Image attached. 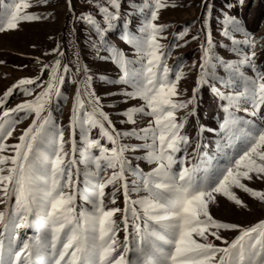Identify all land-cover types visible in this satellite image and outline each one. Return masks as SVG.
I'll return each instance as SVG.
<instances>
[{
	"label": "snow or ice",
	"instance_id": "obj_1",
	"mask_svg": "<svg viewBox=\"0 0 264 264\" xmlns=\"http://www.w3.org/2000/svg\"><path fill=\"white\" fill-rule=\"evenodd\" d=\"M66 2L73 11L71 0ZM84 2L89 10L78 18L95 34L92 48L98 53L103 49L105 58L119 73L117 78L106 80L120 86L106 95H118L128 105L119 110V123L136 125L138 117L149 118L148 123L144 127L117 128L93 88V76L86 67H78L77 71L85 75L75 92L70 116L73 132L66 140L64 131L52 120L49 105L53 95H61L59 85L65 83L69 65L60 59L48 64L37 58L42 63L40 75L18 78L0 94V204L5 205L0 209V227L7 231V237L0 231V264H264V219L245 226L221 221L211 211L219 198L247 207L237 190L264 202V190L250 186L264 183V124L236 115L242 111L264 119V68L258 67L255 51L239 47L247 44L251 49L254 41L241 19L230 11L234 5L229 0L221 5L219 36L231 45L227 50L240 58L233 62L219 55L218 49L226 45L214 41L210 30L215 3L204 0L200 71L192 97L180 100L183 73L174 72L167 64L170 52L165 49L172 45L159 42L164 38L161 34L165 25L157 23L161 9L176 5L144 0L148 15L138 29L139 35H129L133 11L142 12L143 8L132 4V11L124 12L123 0ZM236 3L243 6L244 0ZM49 6L50 0H13L7 12H0V34L19 30L23 23L47 19L42 10ZM33 8L37 11H29ZM121 22L125 29L121 42L129 46L128 51L109 39ZM238 34L244 39H236ZM188 36L185 29L174 39L187 44ZM190 39L199 37L192 35ZM52 52L64 56L59 46ZM218 67L232 77L238 74L242 90L220 91L216 83L226 81ZM242 68L254 75H246ZM45 74L47 81L43 80ZM204 87L225 102L221 148L232 149L234 154L225 153L228 163L222 167L210 163L201 166L196 157L189 162L179 155L187 151L191 139L186 134V118L178 113L191 105L188 115H195L196 95ZM38 88L41 90L37 92ZM17 94L32 99L9 107ZM29 119L28 127L15 136L17 125ZM94 130H98L96 137L92 135ZM126 139L143 143H124ZM66 144L70 151L65 149ZM196 147L199 149L200 144ZM136 151L145 153L137 160L155 167L145 173L139 164L133 166L126 154ZM9 152L11 155L5 154ZM107 169H112L111 175L103 179ZM81 174L88 187L79 198L91 204V210L82 208L77 213L74 186ZM129 176L136 179L130 183ZM109 185H119L123 208L105 207ZM65 187L73 191L65 192ZM131 192L137 193V198H132ZM13 198L9 207L8 201ZM111 203L116 204L115 198ZM118 213L122 214L120 223L115 219ZM28 228L38 230L36 237L21 241L20 230ZM121 230L125 233L123 242L117 238ZM224 232L235 233L234 238H225Z\"/></svg>",
	"mask_w": 264,
	"mask_h": 264
},
{
	"label": "rangeland",
	"instance_id": "obj_2",
	"mask_svg": "<svg viewBox=\"0 0 264 264\" xmlns=\"http://www.w3.org/2000/svg\"><path fill=\"white\" fill-rule=\"evenodd\" d=\"M34 2V0H33ZM169 5L175 4L176 7H167L160 10L158 24L165 25V30L161 34L163 39L160 43L164 45H172L170 49L165 51L170 52L166 56L167 64L174 72L179 71L183 73V77L179 82V89L181 92L180 100H187L192 97L193 89L196 87L197 75L200 71V57L202 55L201 45L204 44V30L202 28L201 17L206 15L203 7L204 0H163ZM234 5L230 11L241 19L242 23L246 26V32L251 34V40L254 41L253 46L249 49L247 44H242L239 47L242 51H255L257 53L256 63L258 67L264 68V0H244V5L241 6L236 3V0H229ZM74 10L69 11L66 0H50V6L42 10L44 16L48 17L45 20L32 23H23L19 30H12L0 34V94L6 90L12 83L21 77H37L40 75L42 63L52 64L55 59H60L62 64L69 65L70 72L66 74L65 83L59 85L61 95L59 97L53 95L50 102V110L52 120L60 127L65 134V139H70L72 135V128L70 127L71 109L74 102V96L77 87L84 79V73L77 71V68L89 70L88 74L93 76V88L95 92L103 99L106 106V111L109 112L111 118L116 123L117 128H131V127H144L148 123L147 117H138L136 125H121L119 123L120 116L119 110L127 107L128 105L122 103L119 96H107V92H115L120 86H113L106 83V80L115 79L119 75L115 65L106 59L107 53L101 49L98 53L92 48V42L96 39L95 34L89 29L82 20L78 17L80 13L86 12L89 9L85 6L84 0H71ZM209 3H215V12L210 18V30L213 35L214 41L217 43H224L226 46L218 49L219 55L224 57L225 60L236 62L240 57L235 53L227 50L231 47L219 36L220 25L222 24V9L221 5L225 0H209ZM13 0H0V12H7L12 6ZM124 8L122 11H132L129 5L135 4L137 8H143V11H133L131 22L128 26L127 32L129 35L137 34L138 29L148 15V8L144 5V0H123ZM29 11H37L33 8ZM187 29L189 36L188 43L174 39L178 37L179 33ZM125 29L121 26L112 33L110 41L119 44L125 51H128L129 46L121 42L122 33ZM195 35L199 37L197 40H191L190 37ZM236 39L243 40L244 36L238 34ZM176 47L175 45H181ZM35 45V47H33ZM59 46V50L64 52V56H59L58 53L54 54L53 49ZM47 54V55H45ZM131 57L132 52H128ZM37 58L42 63L37 62ZM26 65V67H24ZM246 75H254L250 69L242 68ZM218 73L225 78L226 83H216V87L222 92H234L237 89L242 90L243 81L240 80L238 74L234 77L225 73L222 67L217 68ZM103 77L104 79H101ZM48 76L45 74L43 80L47 81ZM41 89H36L40 91ZM22 99H32V97H25L17 94L11 100L9 107L19 103ZM133 104H139V101H132ZM225 102L221 101L208 87L202 88L196 95V113L195 115H188L193 106L188 109L182 110L178 116L186 118L185 128L186 134L190 137L191 143L187 146V151L179 154L183 159L187 157L191 162L193 157H196L199 164L204 166L210 163L216 166H224L228 163L225 153L229 156L234 152L229 148H221V136L224 130L221 124L224 123L225 113L223 112L222 105ZM112 105V107H107ZM250 108V106H249ZM236 115L241 119L253 120L257 125L264 124V119L258 115L253 118L244 112H237ZM31 120H25L17 125V130L14 133L18 136L20 132L27 128ZM94 137L98 136V130H94ZM77 145L80 146V133L79 129L76 130ZM16 140H10L9 143H15ZM105 143H107L105 141ZM124 143L142 144L143 141L135 139L125 140ZM200 144L197 149L196 145ZM111 147V145H107ZM65 149L70 151V145L66 144ZM195 150V151H194ZM11 155V153H5ZM98 154V153H97ZM144 151L129 152L126 155L132 160L133 166L139 164L140 168L145 172H149L154 164H150L143 159L137 160L136 157H143ZM79 159V155H77ZM83 169V165H80ZM112 169L102 175L103 179H107L111 175ZM74 181L76 177H73ZM136 179V177L129 176V182ZM254 189L264 190V183L256 182L251 184ZM75 191L77 199L75 201L77 213L83 208L86 211L91 210V204L86 203L79 198L82 191L88 185L86 184L83 175L75 183ZM65 192L73 191L72 188L65 187ZM104 205L106 208L111 207H124L123 192L120 190L119 185H109L106 190ZM241 199L247 204V207L240 208L228 202L225 198H219L218 204L211 205V211L215 218L226 221L238 223L241 225L249 226L254 224L260 219H264V202L258 201L249 197L247 194L237 190ZM113 193L115 196L113 197ZM2 196V193H0ZM132 198H137L138 194L131 192ZM115 198L116 204L113 205L111 200ZM14 203V198L8 201V206L11 207ZM5 207L0 204V209ZM122 214L118 213L115 219L120 223ZM122 227V226H121ZM0 231H7L0 227ZM36 228H28L20 230V240L34 239L37 235ZM225 238L231 240L234 238L235 233L224 232L222 233ZM125 233L121 230L117 234V238L123 242ZM7 244V238H5ZM20 243V241H18ZM220 244L219 241H216Z\"/></svg>",
	"mask_w": 264,
	"mask_h": 264
}]
</instances>
